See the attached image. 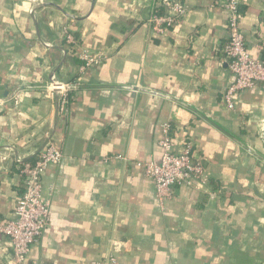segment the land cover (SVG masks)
Returning a JSON list of instances; mask_svg holds the SVG:
<instances>
[{"label": "crops", "instance_id": "crops-1", "mask_svg": "<svg viewBox=\"0 0 264 264\" xmlns=\"http://www.w3.org/2000/svg\"><path fill=\"white\" fill-rule=\"evenodd\" d=\"M161 1L0 0V222L24 192L16 159L48 143L64 155L43 178L51 220L25 264H230L249 251L264 264V88L224 105L223 0H176L188 14L158 34ZM239 2L264 63V0ZM83 50L101 65L81 71ZM52 78L80 84L66 111L44 93ZM165 122L206 181L159 201L137 163L161 162ZM0 264H16L1 234Z\"/></svg>", "mask_w": 264, "mask_h": 264}, {"label": "built area", "instance_id": "built-area-1", "mask_svg": "<svg viewBox=\"0 0 264 264\" xmlns=\"http://www.w3.org/2000/svg\"><path fill=\"white\" fill-rule=\"evenodd\" d=\"M223 1L228 16V38L223 48V58L234 79L224 92L223 102L229 111H235L236 104L244 93L259 86L264 88V63L255 57L246 45L241 29L239 0ZM161 4L164 14H155L150 20L158 34L166 33L181 23L188 14V8L176 0H162ZM66 43L72 47L77 46L70 36ZM76 55L83 63L81 71L97 67L103 62V56L88 50L80 51ZM79 88L78 83H64L52 78L44 87V93L49 98L57 99L60 110L66 111L71 95ZM140 88L135 86L130 87V90L136 91ZM162 134L161 162L137 163L138 167L144 169L146 177L153 181L159 201L170 199L176 187H196L199 181H206L203 166L193 159L191 145L184 144L181 148L173 136L172 125L168 122L162 125ZM63 158L61 150L53 143H48L34 161L16 159L17 169L23 179L24 192L17 201L14 217L0 222V234L9 239L16 264L26 263L32 246L43 236L50 224L51 203L43 193V178L49 167L60 165ZM92 264L121 262L115 254H111L103 261Z\"/></svg>", "mask_w": 264, "mask_h": 264}, {"label": "trees", "instance_id": "trees-1", "mask_svg": "<svg viewBox=\"0 0 264 264\" xmlns=\"http://www.w3.org/2000/svg\"><path fill=\"white\" fill-rule=\"evenodd\" d=\"M156 14H158V15H162V14H164V9L162 8V10H161V12L159 11L158 13H156ZM253 248H258V247H254L253 246ZM252 254V252L251 251H249V253L247 252V254L246 255H244L241 259H238V261H236V263H230V264H249L250 263V258L251 257H253V258H256L258 255H256V256H254V255H252L251 256V254ZM258 254V253H257ZM259 257H261V255H259ZM258 258V257H257ZM251 264V263H250Z\"/></svg>", "mask_w": 264, "mask_h": 264}, {"label": "water", "instance_id": "water-1", "mask_svg": "<svg viewBox=\"0 0 264 264\" xmlns=\"http://www.w3.org/2000/svg\"><path fill=\"white\" fill-rule=\"evenodd\" d=\"M150 93V92H149Z\"/></svg>", "mask_w": 264, "mask_h": 264}]
</instances>
